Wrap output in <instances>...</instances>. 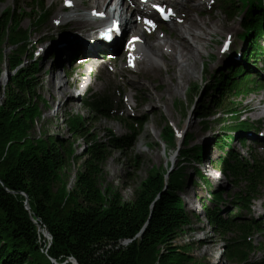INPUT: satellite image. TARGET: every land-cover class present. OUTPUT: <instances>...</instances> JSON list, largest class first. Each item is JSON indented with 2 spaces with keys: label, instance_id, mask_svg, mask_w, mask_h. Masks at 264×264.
<instances>
[{
  "label": "rangeland",
  "instance_id": "obj_1",
  "mask_svg": "<svg viewBox=\"0 0 264 264\" xmlns=\"http://www.w3.org/2000/svg\"><path fill=\"white\" fill-rule=\"evenodd\" d=\"M64 1L41 0V9H39L34 0H0V13L7 9L14 11L21 19V27L30 29L31 43L35 48L34 59L39 61L36 92L41 97L42 115L36 120L28 138L33 140L34 137L43 138L46 134L57 133V136L68 141L71 150L80 156L87 140L68 133L65 121L61 122L62 118L70 114L85 116L86 110L83 109L85 100L91 95H104L112 99L120 116L134 122L135 129L132 132L134 143L129 149L110 151L111 154L103 167L101 190L108 195L118 193L123 201H130L140 183L156 171L173 174L185 172L186 188L184 192H180V195L185 202L186 210L195 211L196 217L193 218L189 228H184L174 243L187 248L199 264H237L227 260L223 255L225 244L231 237H236L235 230L227 234L213 230L200 213V202H209L211 191L221 189L224 190L225 203L220 204L219 208L229 210L230 197L234 191L237 190L244 195L246 189L243 185L234 188L217 169L213 171L208 160L218 154L214 142L216 134L222 136V128L213 123V116L206 121L200 118L199 112L203 106L213 105L215 99L213 92L225 79V75H221L226 73L228 67L235 69L239 65L248 64L253 67L251 61L246 64L243 53L247 43L243 39L244 33L240 25L243 14L240 10L241 6L237 4L233 9H225L223 4L229 0H164L172 3L171 8L177 11L178 16L179 14L184 16V22L179 24L173 18L170 21L165 20L162 25L158 13L151 9L155 12L151 17H155L147 18V21H152L148 24L147 31L151 28L157 37L156 39L150 35L149 37L145 29L139 34L144 35L148 45L161 43L163 51L171 53L176 60L174 61L176 65H173L174 77L170 80V73L166 71L165 63L158 57L152 58L155 68L146 64L142 58L135 67L130 65L129 38L134 36L131 30H125L122 34L112 30L108 37L102 34L101 20L105 14H109V11L114 9L122 13V27L129 19L130 23L128 22L127 25L135 22L136 29L140 28L139 23L145 24L147 21H143L146 19L143 16H148L145 12L148 7L146 6V9L143 5V8L138 9L136 5L139 4V0H115L110 4L109 0H106L104 5L101 0H70L72 6L70 5L69 8L63 6ZM148 1L145 0L144 4ZM92 3H98L95 4L97 7L93 8ZM109 15H112L111 12ZM172 28H176L173 33H171ZM80 32L91 41L94 38H104L112 45L99 43L98 49L93 52L90 59L98 61V66L95 68L96 77L80 73L92 69L86 61L82 62L87 54H83V46L76 43L82 39ZM177 32L180 34L183 32L186 41H182L176 35ZM226 40L229 42L227 50H224L222 45ZM140 44L141 46L137 44L138 46L135 47L141 49L140 52H144V55H150L147 47ZM262 47L264 53V43ZM5 52L8 53L9 48H5ZM41 55L44 56L40 57ZM245 55L248 56L247 53ZM54 64L67 65L69 73L64 75L61 68L53 71ZM2 67L0 105L7 84L6 60L2 63ZM120 68L123 72L119 71ZM136 70L140 72L137 74ZM185 73L189 75V81H183ZM59 82L62 86L58 91L54 87H57ZM261 83L264 84V73ZM263 87L262 85V89L259 88L258 91L235 100L240 111L244 112L242 118L252 127L246 128V133L239 136L244 139V145L240 140L233 141L232 145L244 156L248 155L246 147H249L251 154L256 155L264 165ZM90 118L86 127L92 137L104 138L108 132L114 135L128 132V122L123 120L111 121L107 117L96 115ZM166 126L175 133L172 143L164 142L161 136ZM189 137H192L191 147L196 151L202 150L201 163L199 160H192L193 158L189 156L183 158L181 155L184 139ZM9 140L6 135L0 137V170L6 168L13 159ZM79 162L71 164L68 170L56 173L54 176L53 204L54 209L60 213L77 206V201L71 194V187L79 169ZM195 169L203 172L208 184L196 175ZM257 194L261 196L252 204L255 215L264 213V188H259ZM32 219L40 224L38 218L32 216ZM38 238L40 244L43 242L47 246L50 244V235L42 225L38 229ZM252 244L257 248L249 254L247 261L250 263L264 256V232L254 234ZM262 248L263 251H260ZM43 252L45 253V249ZM146 262L158 264L149 257Z\"/></svg>",
  "mask_w": 264,
  "mask_h": 264
},
{
  "label": "trees",
  "instance_id": "obj_2",
  "mask_svg": "<svg viewBox=\"0 0 264 264\" xmlns=\"http://www.w3.org/2000/svg\"><path fill=\"white\" fill-rule=\"evenodd\" d=\"M34 1L41 9V0ZM237 4L243 13L240 25L247 43L243 53L246 64L251 61L253 67L249 64L235 69L228 67L221 75L225 79L213 92V105L203 106L199 116L206 121L213 116V123L222 128V136L216 134L214 142L218 154L208 162L234 188L243 185L246 190L244 195L234 191L229 210L219 208L225 203L224 190L211 191L209 202H200V213L216 232L227 234L235 230L236 237L228 240L223 251L227 260L237 264H264V256L253 263L247 261L257 248L252 244L253 235L264 232V213L255 215L252 210L253 202L261 196L257 194L259 188H264V165L251 154L249 147H246L248 155L244 156L232 145L238 140L244 145V139L239 136L252 127L242 118L244 112L235 100L264 86L261 83L264 0H229L223 7L233 9ZM20 23L14 11L7 9L0 13V75L5 60L8 70L0 105V137L6 135L10 139L13 152L8 166L0 170V264H55L51 259L63 263L68 258L75 259L77 264H149L148 257L158 264H199L187 248L174 243L196 217L195 211L186 210L180 195L186 188L185 172L156 171L140 183L130 201H123L118 193L108 195L101 190L103 167L110 151L129 149L134 143V122L120 116L112 99L91 95L85 100V116L70 114L62 118L68 133L87 140L80 156L57 133L28 138L42 115L41 97L36 92L40 66L34 59L32 33ZM5 48H9L8 53ZM62 66L67 73L69 67ZM93 115L128 122V132L92 137L86 124ZM138 126L141 127L140 123ZM174 134L167 126L161 132L163 141L168 143L174 142ZM191 138L184 139L181 155L201 163L202 150L191 147ZM78 161L79 169L71 187L77 206L60 213L53 204L54 176ZM195 173L208 184L203 172L195 169ZM32 216L49 232L48 246L45 242L40 244Z\"/></svg>",
  "mask_w": 264,
  "mask_h": 264
},
{
  "label": "bare ground",
  "instance_id": "obj_3",
  "mask_svg": "<svg viewBox=\"0 0 264 264\" xmlns=\"http://www.w3.org/2000/svg\"><path fill=\"white\" fill-rule=\"evenodd\" d=\"M102 2H103V5L106 3V0H101ZM112 1H115V0H109L108 1V3L110 4ZM122 1V0H121ZM132 1V0H131ZM161 2H163V3H165V4H168V5H170L171 7H172V3L171 2H165L164 0H160ZM89 2V1H88ZM94 6H93V8H96L97 7V5H98V3H92ZM95 4H97V5H95ZM126 5V4H125ZM143 5H145L144 7H146V4H144L141 0H139V4L138 5H136L137 6V8L138 9H140V8H143ZM72 6V5H71ZM106 7H107V5H106ZM107 9V8H106ZM146 9H147V7H146ZM155 9V8H154ZM105 11V10H104ZM143 11V10H142ZM110 12H111V14H112V16H113V14L114 15H118V16H122V13H121V11H117L116 9H114L113 11H109V14H110ZM146 12V14H148V16L149 15H151L152 14V12H154V11H152L151 10V8L150 9H147V11H145ZM109 14H105V18L106 19H109L110 18V16H109ZM186 16V15H185ZM155 17V16H154ZM154 17H151V18H154ZM175 19V20H177L178 22H179V24H181L182 23V21L184 20V16L183 15H181V14H179V16H178V13H177V11L176 10H174V12L172 13V12H170L169 14H168V16H167V19L166 20H171V19ZM191 18V17H190ZM98 20V19H97ZM103 20V19H102ZM114 21H116L115 19H114ZM130 21V19L129 20H127L125 23H124V25H123V27L122 26H118V30H121V34L125 31V30H127V31H129V30H131V32H133V34L132 35H134V36H132V37H138L139 39H136V40H133V38L132 37H130L129 38V40L131 41V44H132V46H131V44H129V54H130V56H131V59H130V65L132 66V67H135L137 64H138V61L142 58V60H144V61H146V64H149L151 67H154V61L152 60V58L153 57H155V58H159V59H161L164 63H165V65H166V71H168L169 73H170V80H172L173 79V77H174V73H173V65L175 66L176 65V63H174V61H176V60H174V58H173V56L171 55V53H165L164 51H163V49H162V47H161V43H155V44H153L152 43V45H148L147 43H146V39L144 38V35L142 34V35H140L139 33H140V31L142 30V29H145L146 30V32H147V34H148V36L150 35V36H153V38L154 39H156V37H157V34L150 28V30L149 31H147V29H149V25L147 24H143V23H139V29H136V27H135V22H134V24H130V25H127V23ZM176 21V22H177ZM192 21H194V19L192 20ZM191 21V22H192ZM99 22V21H98ZM184 22V21H183ZM130 23V22H129ZM164 23V22H163ZM161 25H162V23H161ZM190 25V24H189ZM136 26H138V25H136ZM155 26H157V24L155 25ZM157 28V27H156ZM160 28V27H159ZM138 31H136V30ZM176 29V28H175ZM174 28H172L171 29V33H173V32H175L174 30H175ZM186 32V31H185ZM192 32V31H191ZM81 33V32H80ZM109 33V32H108ZM108 33H104V34H108ZM183 33V32H182ZM180 34V32L178 33L177 32V34L176 35H178V37L179 38H181V40L182 41H186L185 39H184V36H183V34ZM82 34V39H79L78 41H76V43H78V44H80L81 46H83V48H82V53L83 54H87V57H85L84 58V60L82 59V62H85L86 61V63L92 68V69H90V70H87V71H80V73H81V75L82 74H86V75H88V76H97V70L95 69V68H97V66H98V61H96L95 59H90V58H92V54H93V52L95 51V50H97L98 48H97V45L100 43V44H107V45H111L110 44V42L109 41H107L106 39H104V38H94L92 41L91 40H89L88 39V37L87 36H85L83 33H81ZM98 35H99V33H97ZM111 34V33H110ZM110 34H108L109 36H110ZM149 36V37H150ZM195 36V35H194ZM68 37V36H67ZM199 40V39H198ZM140 43H142V44H144V46L145 47H147V50H148V52H149V54L150 55H144V52H140L141 51V49H138V47H135V45H140L141 46V44ZM151 44V43H150ZM183 44V43H182ZM137 45V46H138ZM172 45H174V44H172ZM172 45H170V46H172ZM112 46V45H111ZM131 46V47H130ZM108 47V46H107ZM144 47V48H145ZM187 47V46H186ZM183 56V55H182ZM82 64V63H81ZM155 68V67H154ZM182 68V67H181ZM180 68V69H181ZM119 71L120 72H123V69L122 68H120L119 69ZM189 71V70H188ZM134 72V71H133ZM140 71H138V70H136V72L135 73H139ZM190 72V71H189ZM192 73V72H191ZM132 75V74H131ZM130 75V76H131ZM56 77H58V76H56ZM143 77V76H142ZM184 77H185V79L183 80V81H189V75H187L186 73L184 74ZM182 78H183V73H182ZM168 81V80H167ZM89 84H91V82L89 83ZM77 85V84H76ZM180 85H182L181 83H180ZM61 84H60V82H59V84H58V86L57 87H54L55 89H57L58 91L60 90V88H61ZM53 89V88H52ZM82 90H84V88H82ZM65 91L66 90H64L63 92L65 93ZM71 95L73 96L74 94H73V92L71 93ZM150 102V101H149Z\"/></svg>",
  "mask_w": 264,
  "mask_h": 264
},
{
  "label": "water",
  "instance_id": "obj_4",
  "mask_svg": "<svg viewBox=\"0 0 264 264\" xmlns=\"http://www.w3.org/2000/svg\"><path fill=\"white\" fill-rule=\"evenodd\" d=\"M63 6H64V2H63ZM25 203H27V201H25ZM26 208H28V207H27V204H26ZM33 222H34L35 224L38 223V222H36V221H33ZM37 225H38V226H37V231H38V229L41 228V226H40L39 223H38ZM38 227H39V228H38ZM46 231H47V230H46ZM47 232H48V231H47ZM48 234H49V232H48ZM50 241H51V236H50ZM51 261H52L53 263H55V264H58L57 262H55V260H52V259H51ZM68 261L71 262V264H77L76 261H75V259H73V258H68V260H65L64 262L67 263ZM65 263H64V264H65Z\"/></svg>",
  "mask_w": 264,
  "mask_h": 264
},
{
  "label": "snow or ice",
  "instance_id": "obj_5",
  "mask_svg": "<svg viewBox=\"0 0 264 264\" xmlns=\"http://www.w3.org/2000/svg\"><path fill=\"white\" fill-rule=\"evenodd\" d=\"M67 2L70 3V0H67ZM157 7L160 8L159 5H157ZM160 11L161 12H164V9L163 8H160ZM147 23L151 24L152 21L148 20ZM136 39H139V38L138 37H133V40H136ZM227 46H228V42H225V48H224V50H227Z\"/></svg>",
  "mask_w": 264,
  "mask_h": 264
}]
</instances>
